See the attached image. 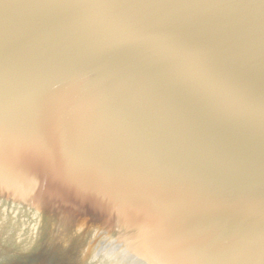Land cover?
<instances>
[{
    "label": "water",
    "instance_id": "obj_1",
    "mask_svg": "<svg viewBox=\"0 0 264 264\" xmlns=\"http://www.w3.org/2000/svg\"><path fill=\"white\" fill-rule=\"evenodd\" d=\"M0 264H264V0H0Z\"/></svg>",
    "mask_w": 264,
    "mask_h": 264
}]
</instances>
